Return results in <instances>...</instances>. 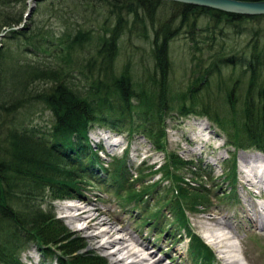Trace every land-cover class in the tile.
Returning <instances> with one entry per match:
<instances>
[{
  "label": "trees",
  "instance_id": "1",
  "mask_svg": "<svg viewBox=\"0 0 264 264\" xmlns=\"http://www.w3.org/2000/svg\"><path fill=\"white\" fill-rule=\"evenodd\" d=\"M27 2L0 0V264H23L31 244L58 264H104L79 253L83 246L53 214L51 202L82 196L95 175L125 189L117 198L127 208L157 186L135 191L143 177L125 186V159L102 167L88 132L109 124L121 132L115 118H135L139 125L129 135L143 134L165 154L159 171L170 182L169 209L186 231L187 205L207 195L193 183L198 168L186 181L180 172L189 162L168 150L171 108L181 117L208 119L235 150L264 153V15L158 0H37L24 27L6 32L21 25ZM181 34L191 44L190 85L173 93L170 43ZM136 42L149 47V64L141 59L138 68L132 61ZM230 161L226 179L234 189V155ZM188 234L190 256L209 263L210 249Z\"/></svg>",
  "mask_w": 264,
  "mask_h": 264
},
{
  "label": "rangeland",
  "instance_id": "2",
  "mask_svg": "<svg viewBox=\"0 0 264 264\" xmlns=\"http://www.w3.org/2000/svg\"><path fill=\"white\" fill-rule=\"evenodd\" d=\"M16 10L18 11L19 8ZM30 18L31 16L26 22ZM26 22L23 20L21 25H25ZM136 43V51H139L132 61L138 68L137 63L141 59L149 64V47ZM190 46L187 34L177 36L170 43L172 68L169 73V83L173 93L181 92L190 85L191 53L188 49ZM143 48H146V52ZM168 114L165 121L168 150L173 151L181 160L189 162L186 166L187 171H181L180 175L184 176L186 181H192L190 171L198 168L196 170L198 175L193 178V183L199 185L200 190H206L207 195V200L198 198L189 203L191 206L187 205L189 207V211L185 212L188 220L187 231L183 230L181 221H177L174 213L169 209L168 203L171 202L172 195L171 192L166 193V189L169 188L170 182L165 180L159 171L165 163V154L156 151L143 134L129 135L130 129L139 125L135 118L131 122L129 119L123 121L122 117L115 118L117 125H121V132L113 130L116 128L110 124L108 127L96 126L89 130L88 139L93 148L101 145L102 149L98 151V155L102 167L106 168V164L113 158L119 161L126 160L129 176L125 186L130 182L134 183L136 179L139 181L141 177L143 182H135L133 185L135 191H141L146 186L154 184L157 186L151 188L141 202L131 204L127 208L121 206L117 198V194H125V189L112 187L99 178L103 175L99 177L95 175L85 181L82 196H78L79 198L51 202L53 214L73 235L72 238L79 240L83 246L79 253L86 256L95 255L101 258L104 264H127L126 261H116L122 258V255H112L114 258L112 259L110 253L115 247L108 246L106 250L98 248L99 245L106 243L109 237L92 238L101 231L111 230L115 232L113 236L125 239L126 245L134 249L133 251H138L140 258L149 259L150 264L152 260L158 259L161 260L160 264H200L189 254L188 232L198 236L210 249L213 258L205 264H230V261H235L236 264H264V184L253 185L251 179L244 177L246 175L243 174L252 167V163L248 164L245 161L247 157L264 153L253 149L235 150L231 144H227V136L204 117L192 115L181 117L176 108H171ZM107 117L110 122L114 121L110 118V113ZM38 122L42 121L38 120ZM232 155L235 156L237 164L234 189L233 186L229 187V180L226 179L227 171L231 167ZM153 172L156 173L152 174ZM49 203H44L43 207L49 209ZM70 206L74 208L71 209ZM156 211L158 215H153ZM89 215L104 219L109 224L86 229L88 220L84 221V219ZM221 222H227L231 228L222 225ZM223 233L227 234V238ZM211 234L220 237L217 238L218 241L223 239L222 244H218L219 249L208 242L207 236ZM228 244L232 245L231 250L234 252L222 254L228 251L225 247V245L229 246ZM150 253L154 255L152 260L149 258ZM21 262L58 264L55 256L42 254L33 244L22 253Z\"/></svg>",
  "mask_w": 264,
  "mask_h": 264
},
{
  "label": "bare ground",
  "instance_id": "3",
  "mask_svg": "<svg viewBox=\"0 0 264 264\" xmlns=\"http://www.w3.org/2000/svg\"><path fill=\"white\" fill-rule=\"evenodd\" d=\"M260 16H263V15H260ZM245 17H258V16H245ZM245 161L248 164H251L252 163V167L250 168V170H247L246 169L247 171L243 172V174L246 175L244 177L250 178L251 179V183L253 185H255V184H264V154L257 153L255 155L248 156L247 157V160H245ZM246 162H243V163H246ZM252 179L255 180V181H252ZM70 208L72 209V208H74V206H70ZM91 211H89V212H91ZM92 216L93 215H89L88 217H86L84 219V221H87L88 220L87 221L88 226H87L86 229L96 228V227H100V226H104L106 224L107 225L109 224L104 219H97V218H93ZM221 223H222V225L231 228L227 222H221ZM85 224H86V222H85ZM114 234H115V232H113V230H111V231H101L97 235L92 236V238L102 237V238L105 239V238L109 237L108 240L106 241V243H104L102 245H99L98 248H102L103 250H106L107 248H109L108 246L115 247L116 249L114 248V251L112 253H110L111 257H112V255L113 256H116V255H119L120 256V255H122V258H118L116 261H119V262L120 261H123V262L126 261L127 264H150V263H148L149 262V259H147V258L145 259V258H142V257L140 258L139 254H138V251L136 252V250L133 251L134 249L132 250V248H129V246L126 245L125 239L117 238V237L113 236ZM229 234H231V233H229ZM226 235L227 234H224L225 237H226ZM217 238H220V237H215L213 234L207 236L208 242L210 244L214 245L215 248L219 249L218 247L220 245H218V244H220V243L222 244V240L223 239L221 238V240L218 241ZM228 240H229V238L227 239V241ZM228 245L230 246V244H228ZM229 246H226L225 245V247L227 248L228 251H224V252H222V254L223 253L228 254L230 252H234V251L231 250L232 245L230 247ZM151 253H153V252H151ZM151 253H150V255L148 254L150 259L154 257V255H151ZM112 259H114V258L112 257ZM160 262H161V260H159V259L158 260H152L151 261V264H160ZM230 262H231L230 264H236L235 261H230ZM239 262H241V261H239Z\"/></svg>",
  "mask_w": 264,
  "mask_h": 264
},
{
  "label": "water",
  "instance_id": "4",
  "mask_svg": "<svg viewBox=\"0 0 264 264\" xmlns=\"http://www.w3.org/2000/svg\"><path fill=\"white\" fill-rule=\"evenodd\" d=\"M162 2H173L180 3L187 6L200 7L206 9H213L221 11L228 14H234L239 16H260L264 15V1L262 2H245L239 0H158ZM37 0H28L27 7L28 11L25 14L24 22L30 17L31 13L34 11ZM21 25L19 28L8 29L19 30L23 28ZM4 33L0 34V38L4 37Z\"/></svg>",
  "mask_w": 264,
  "mask_h": 264
}]
</instances>
